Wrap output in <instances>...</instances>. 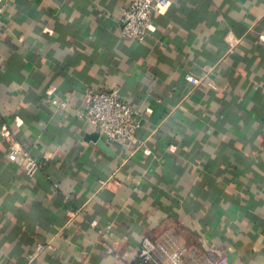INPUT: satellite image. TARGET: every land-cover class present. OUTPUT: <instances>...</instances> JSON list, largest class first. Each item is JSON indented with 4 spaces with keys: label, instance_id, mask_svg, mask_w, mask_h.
<instances>
[{
    "label": "crops",
    "instance_id": "0c3cea01",
    "mask_svg": "<svg viewBox=\"0 0 264 264\" xmlns=\"http://www.w3.org/2000/svg\"><path fill=\"white\" fill-rule=\"evenodd\" d=\"M129 3L10 0L0 14V129L40 161L28 175L0 134V264H134L164 232L264 264V0H170L144 41L120 33ZM115 86L145 144L102 137L111 155L77 112ZM38 242L51 246L29 261Z\"/></svg>",
    "mask_w": 264,
    "mask_h": 264
},
{
    "label": "built area",
    "instance_id": "2783aa9c",
    "mask_svg": "<svg viewBox=\"0 0 264 264\" xmlns=\"http://www.w3.org/2000/svg\"><path fill=\"white\" fill-rule=\"evenodd\" d=\"M10 0H0V14ZM170 0H130L123 9L120 18V33L122 36L138 41H144L149 35V25L154 11L167 8ZM187 81L200 84L203 78L186 74ZM210 88L218 89L215 81H204ZM65 108L67 102H60ZM86 111L77 114L85 118L93 132L97 131L111 145L123 147L142 146L144 140L139 135L143 125V113L120 94V88L91 91L87 94ZM0 134L9 142L8 158L16 161L23 154V169L28 175H34L40 168V161L28 152L16 140L8 129L2 127ZM96 224V221H93ZM50 244L38 242L29 255V261L34 259ZM209 254L201 246H188L179 241L173 232H164L156 238L143 236L134 264H222L214 247H209Z\"/></svg>",
    "mask_w": 264,
    "mask_h": 264
},
{
    "label": "water",
    "instance_id": "95a60500",
    "mask_svg": "<svg viewBox=\"0 0 264 264\" xmlns=\"http://www.w3.org/2000/svg\"><path fill=\"white\" fill-rule=\"evenodd\" d=\"M86 139H89V140H93L94 142L97 143V145L105 152L109 153V154H113V150L112 148L104 141V139L100 136V134L95 131V132H92V133H88L86 135Z\"/></svg>",
    "mask_w": 264,
    "mask_h": 264
}]
</instances>
